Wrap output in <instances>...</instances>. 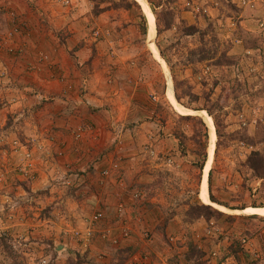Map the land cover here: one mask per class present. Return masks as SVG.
<instances>
[{
    "label": "crops",
    "instance_id": "1",
    "mask_svg": "<svg viewBox=\"0 0 264 264\" xmlns=\"http://www.w3.org/2000/svg\"><path fill=\"white\" fill-rule=\"evenodd\" d=\"M71 25L55 0H0V125L12 119L0 135V264H191L200 226L167 183L150 185L173 153H144L127 119L99 107L114 89L108 58L68 36ZM21 29L24 53L7 57Z\"/></svg>",
    "mask_w": 264,
    "mask_h": 264
},
{
    "label": "rangeland",
    "instance_id": "2",
    "mask_svg": "<svg viewBox=\"0 0 264 264\" xmlns=\"http://www.w3.org/2000/svg\"><path fill=\"white\" fill-rule=\"evenodd\" d=\"M145 1L155 19L153 46L164 64L147 43L148 21L135 0H55V4L71 21L68 36L88 44L92 55L99 43V51L108 58L109 63L103 61L101 67L107 68V84L114 89L101 97L99 107L111 111L113 121L127 119L139 140L135 147L144 153L153 156L164 146L173 153L171 161L166 159L157 168L161 171L150 185L167 183V192L181 195L175 199L184 207L186 223L200 226L201 232L193 235L189 246V262L264 264V217L215 209L219 214L193 219L190 211V207L206 205L199 198L210 138L206 116L216 135L206 177L208 194L230 210L264 207V179L252 177L244 167L249 154L264 153V0ZM167 22L173 24L168 29ZM185 26L196 32L182 36ZM28 32L20 30L18 47H1L7 57L24 53ZM202 49L216 50V59L223 64L215 65V59L208 57L199 61ZM9 88L15 89L14 83ZM82 88L87 90L86 84ZM169 89L177 105L189 114L176 112ZM1 98L0 108L9 103ZM7 121L0 125V135H6L12 119ZM200 121L207 128L205 160L196 143V139L202 141ZM151 123L153 130L147 126ZM12 146L20 149L16 141ZM19 171L28 174L26 167ZM202 241L207 250L197 249Z\"/></svg>",
    "mask_w": 264,
    "mask_h": 264
},
{
    "label": "bare ground",
    "instance_id": "3",
    "mask_svg": "<svg viewBox=\"0 0 264 264\" xmlns=\"http://www.w3.org/2000/svg\"><path fill=\"white\" fill-rule=\"evenodd\" d=\"M135 1L141 6L142 10L144 11V13L147 16L148 28H149L147 43H148V45H149L154 57L156 59H158L159 62L164 64L163 61L159 58V55L157 54V49L153 46V40H154V34H155V19H154V16L150 12L145 0H135ZM168 94H169L170 103L173 105V107H174V109L176 110L177 113H179L181 115H185V114H189L190 113L188 110H185L180 105H177L175 97L173 96V91L170 92V89H169ZM205 121L209 125L210 138H209V146H208V150H207L208 159H207L206 166H205V169H204L203 180L200 183L199 198L201 199V201L204 204L211 205L216 210H218V211H220L222 213H248V214H251V215L264 217V207H261V208L247 207V208H244L242 210H230V209H228L226 207H223L221 205H218V204L210 201L209 195H208V186H207L206 177H207V173L209 171L210 163L212 161V155H213L214 148H215L216 135H215V131H214V127H213L211 118L209 116H206L205 117Z\"/></svg>",
    "mask_w": 264,
    "mask_h": 264
},
{
    "label": "trees",
    "instance_id": "4",
    "mask_svg": "<svg viewBox=\"0 0 264 264\" xmlns=\"http://www.w3.org/2000/svg\"><path fill=\"white\" fill-rule=\"evenodd\" d=\"M148 2H149V0H148ZM116 6H120V5L117 4ZM125 7L129 8L130 5H126ZM141 20H142V24H143V26H142L143 29L142 30L146 31L145 20H144L143 16H141ZM172 25L173 24L170 25L167 22L166 25H165L167 27L166 29L170 28ZM194 32H196V31L193 30V27H187V26L183 27L182 31H181L182 36H191V35L194 34ZM200 54L201 55H200L199 61H202L203 59L205 60V58L208 57L207 60L215 59V61H214L215 65L223 64L219 59H216V56H217V51L216 50L212 51V53H211L210 50L202 49L200 51ZM176 98L178 99V97H176ZM200 123H202V122L200 121ZM200 125L202 127V130L198 131V135L201 136L202 141H199V140L197 141V139L196 138L195 139H196V143L198 145V149H199L198 151L200 152V154L202 155L203 159L205 160V158H206V142H207V138H208L207 137V128H206V126L203 123L200 124ZM244 164H245L244 167H247L248 170H250V172L252 173L251 174L252 177L259 178V179H264V153L260 154V153H257V152H253V153L249 154L247 156L246 161H245ZM210 201L222 206V204L217 202L216 200H214V198L211 195H210ZM235 209H237V208H235ZM235 209H232V210H235ZM242 209L243 208L241 207L240 210H242ZM190 211L193 212V214H192V218L193 219H197L200 216H206V215L212 216L213 214L218 213V211H216L215 209H213L209 205H201L199 207H197V206L196 207H190Z\"/></svg>",
    "mask_w": 264,
    "mask_h": 264
},
{
    "label": "built area",
    "instance_id": "5",
    "mask_svg": "<svg viewBox=\"0 0 264 264\" xmlns=\"http://www.w3.org/2000/svg\"><path fill=\"white\" fill-rule=\"evenodd\" d=\"M116 129L119 131L118 128H116ZM99 217H100V215H95V216L91 219L90 223H91V224L94 223V221H96ZM74 235H75V236H78V235H79V232H74ZM85 235L87 236V239H90V238L92 237V231L88 229V230L85 232ZM42 264H48V263H47V262H43Z\"/></svg>",
    "mask_w": 264,
    "mask_h": 264
},
{
    "label": "water",
    "instance_id": "6",
    "mask_svg": "<svg viewBox=\"0 0 264 264\" xmlns=\"http://www.w3.org/2000/svg\"><path fill=\"white\" fill-rule=\"evenodd\" d=\"M139 5V4H138ZM140 6V5H139ZM140 8H141V6H140ZM141 10H142V8H141ZM142 12H143V14H144V16H145V18L147 19V16H146V14L144 13V11L142 10ZM160 58V57H159ZM161 59V58H160ZM208 174V173H207ZM210 207H212V208H214L213 206H211L210 205ZM215 209V208H214Z\"/></svg>",
    "mask_w": 264,
    "mask_h": 264
}]
</instances>
